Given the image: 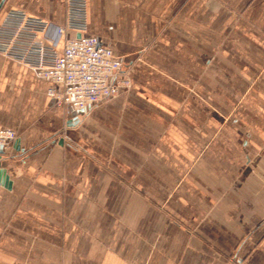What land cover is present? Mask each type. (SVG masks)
<instances>
[{"label": "crops", "instance_id": "0c3cea01", "mask_svg": "<svg viewBox=\"0 0 264 264\" xmlns=\"http://www.w3.org/2000/svg\"><path fill=\"white\" fill-rule=\"evenodd\" d=\"M15 9L66 24L65 0H6L0 23ZM86 10L131 88L80 115L0 54V128L18 134L0 264H264V0Z\"/></svg>", "mask_w": 264, "mask_h": 264}, {"label": "built area", "instance_id": "2783aa9c", "mask_svg": "<svg viewBox=\"0 0 264 264\" xmlns=\"http://www.w3.org/2000/svg\"><path fill=\"white\" fill-rule=\"evenodd\" d=\"M66 24L55 26L23 10L8 11L0 23V54L29 67L48 81L47 95L56 107L88 110L131 88L129 71L114 51L87 35L86 0H65ZM71 31L80 37L62 38ZM18 134L0 128V151L10 147Z\"/></svg>", "mask_w": 264, "mask_h": 264}, {"label": "water", "instance_id": "95a60500", "mask_svg": "<svg viewBox=\"0 0 264 264\" xmlns=\"http://www.w3.org/2000/svg\"><path fill=\"white\" fill-rule=\"evenodd\" d=\"M6 0H1L0 1V10L2 8V6L4 5V2ZM80 37V35H78V38ZM77 114H84L85 110H75ZM73 124V122H69V125L71 126ZM5 155V151L1 150L0 151V182L2 183L3 181H5L8 177H7V170L3 167L2 165V160H3V156Z\"/></svg>", "mask_w": 264, "mask_h": 264}]
</instances>
